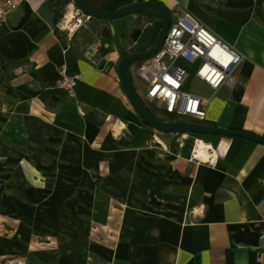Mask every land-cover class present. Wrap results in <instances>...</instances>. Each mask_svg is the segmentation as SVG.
I'll return each mask as SVG.
<instances>
[{"label": "crops", "instance_id": "0c3cea01", "mask_svg": "<svg viewBox=\"0 0 264 264\" xmlns=\"http://www.w3.org/2000/svg\"><path fill=\"white\" fill-rule=\"evenodd\" d=\"M11 1L0 69L29 63L0 76V264H264V145L232 138L212 168L188 161L194 135L143 123L116 66L148 24L103 21L96 37L91 18L69 40L75 0ZM155 1L243 56L232 88L204 85V121L264 137V0Z\"/></svg>", "mask_w": 264, "mask_h": 264}, {"label": "built area", "instance_id": "2783aa9c", "mask_svg": "<svg viewBox=\"0 0 264 264\" xmlns=\"http://www.w3.org/2000/svg\"><path fill=\"white\" fill-rule=\"evenodd\" d=\"M16 8L11 0L0 4V27L9 23ZM91 18L77 9L66 29L70 34L88 25ZM182 61V63H178ZM243 61V56L226 41L212 33L189 12L182 13L171 22L162 48L151 58L141 61L136 76L145 87L144 100L158 110L177 120L190 119L204 121L206 104L210 100L200 93L185 90L189 77V67L194 65L195 77L213 91L223 87L232 88L236 82L235 73ZM79 77H70L65 66L60 71L57 87L73 95ZM194 145L188 156L192 163H203L215 168L220 158L226 156L231 139L194 135ZM209 137L214 138L213 141ZM199 143L208 158L199 157ZM260 257L258 261H260Z\"/></svg>", "mask_w": 264, "mask_h": 264}, {"label": "water", "instance_id": "95a60500", "mask_svg": "<svg viewBox=\"0 0 264 264\" xmlns=\"http://www.w3.org/2000/svg\"><path fill=\"white\" fill-rule=\"evenodd\" d=\"M75 4L77 9L82 13L92 19L102 21H111L129 15H136L146 10L158 13L160 17L158 21L146 26L143 29H137L132 33L134 46L130 49L127 56L120 58L116 66L121 86L129 102L147 126L157 132L165 134H192L224 137L229 139L243 138L264 145V137L243 130L220 128L186 120H159L151 113L145 103L140 99L135 90L129 69L141 61L151 58L162 48L172 21V13L166 5L159 1H140L122 7L114 12H102L88 7L83 0H75ZM195 261L199 262L200 257L196 256Z\"/></svg>", "mask_w": 264, "mask_h": 264}, {"label": "trees", "instance_id": "16d2710c", "mask_svg": "<svg viewBox=\"0 0 264 264\" xmlns=\"http://www.w3.org/2000/svg\"><path fill=\"white\" fill-rule=\"evenodd\" d=\"M83 1L90 8H93V9H96V10H99V11H102V12H114V11H116V10L122 8V7H125L127 5H130V4H133V3H136V2H140V1H143V0H83ZM151 1H155V0H151ZM137 15L142 19V21L145 20L149 24L150 23L152 24V23H154V22H156V21H158L160 19L158 13H156L154 11H150V10L143 11V12L137 14ZM92 21L94 23H96V25L98 23L99 24L103 23V21H100V20L92 19ZM99 33H100V27L97 25V26L94 27L93 34H94V36L98 37ZM128 54L129 53L125 52L122 56L124 57V56H127ZM28 63L29 62H28L27 59H24V60H21V61L12 60V61L4 62L3 63L4 71L0 69L1 78L5 82V78H4L5 73H7L10 70L15 69V68H21L22 66H25ZM0 66H1V64H0ZM129 73H130V69H129ZM140 99L143 101V99L141 97H140ZM148 109L152 113V110L150 108H148ZM153 115L156 117L155 114H153ZM156 118H158V117H156ZM168 118H169L168 121H176L177 120L174 116H169ZM158 119L161 120L160 118H158ZM194 122L206 124V125H209V126H214V124H212L210 122H208V123L205 122V121H194ZM149 128H151V127H149ZM177 136H181V134H178ZM197 190L199 191L198 194H197ZM184 192L187 194L188 193V189H186ZM202 195H203L202 188L200 186H194L193 189H192L191 196L195 199V203L199 202V200H200ZM27 264H44V263L38 262L33 257L29 256V257H27ZM50 264H55V263H50Z\"/></svg>", "mask_w": 264, "mask_h": 264}, {"label": "rangeland", "instance_id": "374dc122", "mask_svg": "<svg viewBox=\"0 0 264 264\" xmlns=\"http://www.w3.org/2000/svg\"><path fill=\"white\" fill-rule=\"evenodd\" d=\"M143 21L148 25L151 24V23L150 24L147 23L145 20H143ZM141 29H143V28H141ZM130 40L132 41L131 37H130ZM178 63H182V61H178ZM136 67L137 66L130 68V74H131V77L133 79V84H134V87L137 91V94L143 99V97L145 95V87H144V84L141 82V80L136 76ZM185 90L190 91V92H195V93H201V94H204L205 91L207 92V90H204V85L195 77L194 65H191L189 67V77H188V81L185 85ZM143 101L145 102V105L152 110V113L155 114L156 117L162 118V119L167 118V116L163 112H161L160 110L155 108L154 105L147 103L145 100H143ZM184 135H190V134H184Z\"/></svg>", "mask_w": 264, "mask_h": 264}, {"label": "bare ground", "instance_id": "6f19581e", "mask_svg": "<svg viewBox=\"0 0 264 264\" xmlns=\"http://www.w3.org/2000/svg\"><path fill=\"white\" fill-rule=\"evenodd\" d=\"M198 148H199V151H200V154H199L200 159H202L203 161L206 160L208 158V155H207L206 151L203 150L204 143H199V147Z\"/></svg>", "mask_w": 264, "mask_h": 264}, {"label": "flooded vegetation", "instance_id": "af4514ba", "mask_svg": "<svg viewBox=\"0 0 264 264\" xmlns=\"http://www.w3.org/2000/svg\"><path fill=\"white\" fill-rule=\"evenodd\" d=\"M141 29V28H140Z\"/></svg>", "mask_w": 264, "mask_h": 264}]
</instances>
